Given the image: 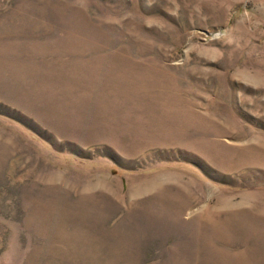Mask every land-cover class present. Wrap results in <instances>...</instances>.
<instances>
[{
    "label": "rangeland",
    "instance_id": "obj_1",
    "mask_svg": "<svg viewBox=\"0 0 264 264\" xmlns=\"http://www.w3.org/2000/svg\"><path fill=\"white\" fill-rule=\"evenodd\" d=\"M0 264H264V0H0Z\"/></svg>",
    "mask_w": 264,
    "mask_h": 264
}]
</instances>
